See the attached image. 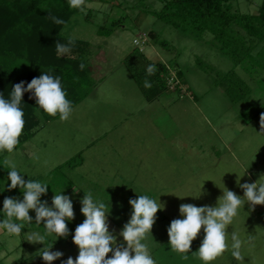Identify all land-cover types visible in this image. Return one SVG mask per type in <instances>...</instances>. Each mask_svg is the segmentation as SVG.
Masks as SVG:
<instances>
[{
    "label": "rangeland",
    "instance_id": "374dc122",
    "mask_svg": "<svg viewBox=\"0 0 264 264\" xmlns=\"http://www.w3.org/2000/svg\"><path fill=\"white\" fill-rule=\"evenodd\" d=\"M260 4L261 0H234L232 8L254 14ZM161 6L158 0H92L84 8L92 9L88 20L82 16L70 20L67 36L88 43L85 61L91 67V91L72 107L68 120L41 117L34 134L4 160L15 163L25 182L48 185L40 197L48 207L54 194L68 196L74 219L66 221L68 235L56 237L47 233L43 221L37 224L35 211L29 210L31 223L15 221L24 223L18 236L0 230V264H46L40 255L50 247L49 251L63 253L51 264H63L69 257L75 260L79 249L72 238L85 219L80 209L88 193L106 204L109 232L121 247L127 246L120 232L131 218L129 200L139 195L156 199L163 209L142 241L156 264H203L197 254L203 227L191 243L188 259L169 245L171 221L184 218L180 205L215 207L226 189L243 199L240 185L264 183L260 125L264 67L245 69L246 62L234 66L209 33L196 39L148 11ZM122 13L123 27L109 36L96 33L97 25ZM150 30L166 46L148 41L139 44L142 54L171 65V75L179 68L183 81L180 91H173L175 82L169 79V91L152 100L145 98L129 68L135 65L128 62L134 57V38ZM231 69L248 85L247 100L231 101L217 84V72ZM9 184L7 174L0 182V221L6 218V197L23 200V189L9 190ZM227 231L229 250L211 264H264V205L252 206L245 200ZM233 232L243 242V262L231 254ZM37 233L44 236L43 244L29 239Z\"/></svg>",
    "mask_w": 264,
    "mask_h": 264
},
{
    "label": "trees",
    "instance_id": "16d2710c",
    "mask_svg": "<svg viewBox=\"0 0 264 264\" xmlns=\"http://www.w3.org/2000/svg\"><path fill=\"white\" fill-rule=\"evenodd\" d=\"M88 1L92 0H85V4ZM158 1L162 2L161 8L148 11L162 22L196 39L202 38L206 32L209 33L234 66L246 62L245 69L256 65L264 67V0H261L254 14L234 10V0ZM85 4L82 9H77L70 7L69 0H0V95L10 100L15 84L24 82L26 88L33 78H38L43 73L60 78L66 98L72 107L89 94L92 83L89 77L91 67L85 61L88 43L71 38L65 32L72 17L82 16L86 20L91 17L92 9L84 11ZM50 17L59 18L65 23L55 24ZM124 17L125 13H122L112 18L109 23L97 25L96 33L102 36L111 35L123 27ZM145 36V43L154 41L166 46V41L159 40L153 30L148 31ZM69 39L74 41L70 51L74 54L58 56L56 42L67 44ZM132 52L134 57L128 62L134 63L135 66L129 68L145 98L152 100L160 93L169 91V79L175 82L173 91H180L183 81L179 68H175L174 74L171 75V65L148 59L142 54L139 44L135 43ZM81 63L85 65L83 70L79 68ZM149 65H154L156 69L152 75L147 73ZM217 74V84L223 86L231 101L249 98L248 85L233 69L218 71ZM146 80L151 83V88H145ZM20 108L24 112L25 124L16 148L34 134L41 117L48 120L59 116L46 114L36 104L32 92L23 94ZM7 153H0V182L9 170L4 160Z\"/></svg>",
    "mask_w": 264,
    "mask_h": 264
},
{
    "label": "clouds",
    "instance_id": "9594fccd",
    "mask_svg": "<svg viewBox=\"0 0 264 264\" xmlns=\"http://www.w3.org/2000/svg\"><path fill=\"white\" fill-rule=\"evenodd\" d=\"M69 4L70 7L82 9L85 0H69ZM50 18L55 24L65 23L59 18ZM73 44L74 41L71 39L67 44L57 41L55 44L57 55L63 57L68 54ZM79 68L83 70L85 65L81 63ZM155 71L154 65L148 66L149 75L154 74ZM144 86L152 87L147 80ZM25 92H32L36 104L50 116L58 114L61 120H68L73 111L59 77L43 73L38 78H33L26 88L24 82L15 84L10 100L0 95V151L11 153L19 143L25 124L24 112L20 108ZM260 125L264 128V114L260 117ZM5 163L10 167L8 188L9 190L17 187L23 189V200L19 201L10 197L4 199L3 210L6 218L0 221V230H6L8 234L18 236L24 223L32 222L29 210H34L35 221L37 224L43 221L47 233H54L56 237H66L69 232L66 221L74 219L70 198L61 193L54 194L52 207H48L47 202H42L40 199L46 194L48 185L40 181L25 182L15 163L7 159ZM240 187L244 190L243 199L226 189L215 207L181 204L179 212L184 218L173 219L167 229L171 249L184 254L183 259H188L186 254L189 253L191 243L203 227L205 235L197 253L203 264H211L228 251L230 246L227 229L237 216L238 210L245 204V200L252 206L264 205V183H244ZM81 204L80 211L85 219L75 228L72 238L79 253L75 260L69 257L63 264H156L149 253L148 246L142 241L151 232L156 213L163 209L160 202L148 195H139L138 198L129 200L132 208L131 218L120 232L126 247L116 246V237L109 232L108 211H106L105 203L94 201L92 194L88 193L84 194ZM29 239L43 244L44 236L37 233ZM231 241L232 256L243 262L244 256L240 251L243 242L237 233L231 234ZM50 248L45 249L40 255L46 264H51L63 255L59 251H49ZM110 252L111 258H106Z\"/></svg>",
    "mask_w": 264,
    "mask_h": 264
},
{
    "label": "built area",
    "instance_id": "2783aa9c",
    "mask_svg": "<svg viewBox=\"0 0 264 264\" xmlns=\"http://www.w3.org/2000/svg\"><path fill=\"white\" fill-rule=\"evenodd\" d=\"M145 41H146L145 34L138 36L137 38H134V43H136V44H144Z\"/></svg>",
    "mask_w": 264,
    "mask_h": 264
}]
</instances>
